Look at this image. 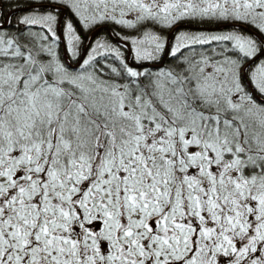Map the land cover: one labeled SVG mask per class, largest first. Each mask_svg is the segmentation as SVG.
<instances>
[{
    "label": "snow or ice",
    "instance_id": "6c2138e0",
    "mask_svg": "<svg viewBox=\"0 0 264 264\" xmlns=\"http://www.w3.org/2000/svg\"><path fill=\"white\" fill-rule=\"evenodd\" d=\"M28 8L0 27V264H264V0Z\"/></svg>",
    "mask_w": 264,
    "mask_h": 264
},
{
    "label": "trees",
    "instance_id": "16d2710c",
    "mask_svg": "<svg viewBox=\"0 0 264 264\" xmlns=\"http://www.w3.org/2000/svg\"><path fill=\"white\" fill-rule=\"evenodd\" d=\"M28 4H29L28 0H3L2 4L0 6V15L2 16L1 18H2V20H5L7 15L10 14V19L13 21L12 24L6 25L8 30H10V31L15 30L16 18H18L21 14H24L22 12L26 13V11H24L23 9L28 7ZM11 11H12V13H11ZM181 27H190L191 30H199L197 26H181ZM114 30L120 31L122 34H129L131 32V30L121 29L119 26H116L114 24H106L103 26V29L97 33V36L107 37V39L113 44H122L118 41V40H120V38L114 34ZM168 34L169 33H165V35H168ZM86 43H88L87 39L85 40V44ZM128 46L130 47V45H128ZM59 53H60L61 59L63 60L62 55H61V47L59 49ZM69 59H70V57H69ZM71 61H73V60H71ZM73 62H76V61H73ZM128 62L131 66L136 67L138 70H141V71H143V69L145 67L149 68L150 71H156L157 70V69L151 68L150 64H147V63L144 64L143 66L135 64V62L131 59V52L129 55ZM173 63H174V61L171 57H166L164 59L163 65L160 68H162V67L167 68L169 65H171ZM257 102L258 103H264V102H260V101H257Z\"/></svg>",
    "mask_w": 264,
    "mask_h": 264
},
{
    "label": "water",
    "instance_id": "95a60500",
    "mask_svg": "<svg viewBox=\"0 0 264 264\" xmlns=\"http://www.w3.org/2000/svg\"><path fill=\"white\" fill-rule=\"evenodd\" d=\"M25 9H28V7L25 8ZM4 26H5V24L2 25V27H4ZM170 36H171V33H169V37H170ZM62 49H63V57H64L66 63H67L68 65H70L71 67H73L74 65H72V64L67 60V55H66V52H65L63 46H62ZM161 64H162V63L154 64V65H153V64H150V66H152V67H160ZM255 96H257V95H255ZM259 98H260V97H259ZM260 99H261V100H264V98H260Z\"/></svg>",
    "mask_w": 264,
    "mask_h": 264
},
{
    "label": "rangeland",
    "instance_id": "374dc122",
    "mask_svg": "<svg viewBox=\"0 0 264 264\" xmlns=\"http://www.w3.org/2000/svg\"><path fill=\"white\" fill-rule=\"evenodd\" d=\"M28 1H29V0H28ZM2 2H3V0H0V4H1ZM27 12H28V11H26V13H27ZM22 13L26 14L25 12H22ZM21 15H23V14H21ZM21 15H20V16H21ZM3 23H4L5 25L7 24V23H5V22L1 19V21H0V25L3 24ZM2 28L7 29L6 26H5V27H2ZM256 102H257V101H256ZM257 103H258V102H257ZM255 130H256V131H259L258 128H255ZM223 259H224V264H227V258H223Z\"/></svg>",
    "mask_w": 264,
    "mask_h": 264
},
{
    "label": "flooded vegetation",
    "instance_id": "af4514ba",
    "mask_svg": "<svg viewBox=\"0 0 264 264\" xmlns=\"http://www.w3.org/2000/svg\"><path fill=\"white\" fill-rule=\"evenodd\" d=\"M2 4V3H1ZM1 4H0V6H1ZM12 13V12H11ZM2 16L0 15V21H1V18ZM6 18H8V19H10V14L9 15H7V17Z\"/></svg>",
    "mask_w": 264,
    "mask_h": 264
}]
</instances>
